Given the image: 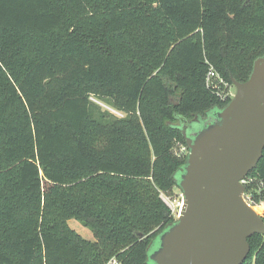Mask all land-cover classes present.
Listing matches in <instances>:
<instances>
[{
    "label": "trees",
    "instance_id": "16d2710c",
    "mask_svg": "<svg viewBox=\"0 0 264 264\" xmlns=\"http://www.w3.org/2000/svg\"><path fill=\"white\" fill-rule=\"evenodd\" d=\"M263 55L264 0H0V264H151L181 129L231 98L208 69L232 86ZM248 176L259 201L264 148Z\"/></svg>",
    "mask_w": 264,
    "mask_h": 264
},
{
    "label": "water",
    "instance_id": "95a60500",
    "mask_svg": "<svg viewBox=\"0 0 264 264\" xmlns=\"http://www.w3.org/2000/svg\"><path fill=\"white\" fill-rule=\"evenodd\" d=\"M232 86L212 122L194 133L181 129L188 148L178 180L182 203L150 250L151 264H243L248 238L264 233L263 216L244 201L240 183L264 148V55Z\"/></svg>",
    "mask_w": 264,
    "mask_h": 264
},
{
    "label": "rangeland",
    "instance_id": "374dc122",
    "mask_svg": "<svg viewBox=\"0 0 264 264\" xmlns=\"http://www.w3.org/2000/svg\"><path fill=\"white\" fill-rule=\"evenodd\" d=\"M230 93H231V96L234 93V87L233 86L230 87ZM90 99L92 101L96 102L102 109L108 110L109 112H112L114 115H117V116L122 115L121 112L115 111L114 109H112L111 106H109L108 104H105L103 101L96 99L94 97H91ZM212 121L213 120L211 118H208L207 120H205L199 124L198 129H200L201 127H204L206 124H208ZM176 151L181 152L183 150L181 149V147H178V148H176ZM187 152H188V150L187 151L185 150L183 153L187 154ZM161 197L166 202V204L170 207V209L172 210V213L176 219L178 212L180 210L181 203H182V192H181L180 188L174 187L172 192L169 195L161 194ZM67 223L75 232L80 234L83 238L88 239V240H93L94 237H93V233H92L91 229L87 226H84L78 219H74V218L69 219ZM156 242L157 243L155 244V246H153L154 248L157 247L158 241H156Z\"/></svg>",
    "mask_w": 264,
    "mask_h": 264
},
{
    "label": "built area",
    "instance_id": "2783aa9c",
    "mask_svg": "<svg viewBox=\"0 0 264 264\" xmlns=\"http://www.w3.org/2000/svg\"><path fill=\"white\" fill-rule=\"evenodd\" d=\"M216 83H221L224 86L228 87L227 92L221 94L222 98H225L228 95L229 97H232L230 93L231 86L227 85V83L216 73V71L212 67H210L205 75V84L207 86L213 87L215 86ZM181 149L183 150L181 152H184L185 150L187 151V148L185 146H181ZM252 180L253 178L248 175L240 180V183L244 185L245 187V190L242 193V198L247 203V205H249L252 209L256 211L257 214L263 216L264 215V197L260 198L259 201L255 200L253 189L251 187H248V185L251 183ZM106 264H121V263H119L115 258H111L110 260H108Z\"/></svg>",
    "mask_w": 264,
    "mask_h": 264
},
{
    "label": "flooded vegetation",
    "instance_id": "af4514ba",
    "mask_svg": "<svg viewBox=\"0 0 264 264\" xmlns=\"http://www.w3.org/2000/svg\"><path fill=\"white\" fill-rule=\"evenodd\" d=\"M194 124L195 123H191V122H189L188 124H184L185 126H187L188 133H192V132L194 133V132H196V130L194 128ZM190 131H192V132H190Z\"/></svg>",
    "mask_w": 264,
    "mask_h": 264
}]
</instances>
